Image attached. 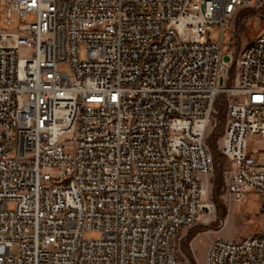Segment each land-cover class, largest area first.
Returning a JSON list of instances; mask_svg holds the SVG:
<instances>
[{"label":"built area","instance_id":"built-area-1","mask_svg":"<svg viewBox=\"0 0 264 264\" xmlns=\"http://www.w3.org/2000/svg\"><path fill=\"white\" fill-rule=\"evenodd\" d=\"M263 6L0 0L18 27L0 29V264H184L181 232L211 213L218 103L228 193H258L264 219V26L223 52L224 29ZM205 264H264V225L215 239Z\"/></svg>","mask_w":264,"mask_h":264},{"label":"rangeland","instance_id":"rangeland-1","mask_svg":"<svg viewBox=\"0 0 264 264\" xmlns=\"http://www.w3.org/2000/svg\"><path fill=\"white\" fill-rule=\"evenodd\" d=\"M4 15L0 13V29L14 32L15 27H6L3 23ZM36 21L34 15L27 19L28 24ZM235 25H239V38L234 33ZM264 26V6L262 12L245 11L238 22L230 23L224 29L223 52L229 53L237 42L238 51L247 42L251 41ZM209 38L218 41L221 35V28L218 25L208 30ZM25 55L29 51L23 52ZM61 70H67L65 66ZM214 116L217 118V127L212 132L209 143L213 146L211 153L214 160V173L205 177L208 197L206 203L211 213L203 215L201 221L194 227L181 232L178 238L179 255L184 264H205V253L212 241L218 238L240 240L251 234H258L264 225V219L260 214V196L256 192H250L242 202L232 200L226 186V171L230 168L229 162L223 157L219 147L221 146L222 132L225 128L226 112L225 106L217 104ZM259 141L249 139L251 147L257 146ZM93 237V236H89Z\"/></svg>","mask_w":264,"mask_h":264},{"label":"water","instance_id":"water-1","mask_svg":"<svg viewBox=\"0 0 264 264\" xmlns=\"http://www.w3.org/2000/svg\"><path fill=\"white\" fill-rule=\"evenodd\" d=\"M224 61H225L226 63H229V61H230L229 56L226 55V56L224 57Z\"/></svg>","mask_w":264,"mask_h":264},{"label":"bare ground","instance_id":"bare-ground-1","mask_svg":"<svg viewBox=\"0 0 264 264\" xmlns=\"http://www.w3.org/2000/svg\"><path fill=\"white\" fill-rule=\"evenodd\" d=\"M251 138H253V137L251 136L250 139H251ZM251 148H252V147L249 145V153L252 152V151H251V150H252ZM206 208H207V207H206Z\"/></svg>","mask_w":264,"mask_h":264},{"label":"trees","instance_id":"trees-1","mask_svg":"<svg viewBox=\"0 0 264 264\" xmlns=\"http://www.w3.org/2000/svg\"><path fill=\"white\" fill-rule=\"evenodd\" d=\"M209 146H210V148H212L213 146L211 145V143H209Z\"/></svg>","mask_w":264,"mask_h":264}]
</instances>
